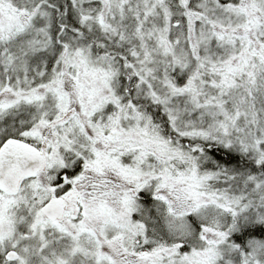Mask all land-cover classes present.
<instances>
[{
    "label": "snow or ice",
    "instance_id": "1",
    "mask_svg": "<svg viewBox=\"0 0 264 264\" xmlns=\"http://www.w3.org/2000/svg\"><path fill=\"white\" fill-rule=\"evenodd\" d=\"M0 264H264V0H0Z\"/></svg>",
    "mask_w": 264,
    "mask_h": 264
}]
</instances>
